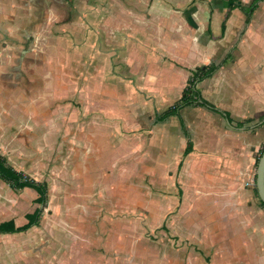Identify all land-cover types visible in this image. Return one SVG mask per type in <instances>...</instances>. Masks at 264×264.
<instances>
[{"label": "crops", "instance_id": "0c3cea01", "mask_svg": "<svg viewBox=\"0 0 264 264\" xmlns=\"http://www.w3.org/2000/svg\"><path fill=\"white\" fill-rule=\"evenodd\" d=\"M253 1L0 0V155L19 172L27 165L64 167L74 177L75 163L91 152V134L98 136L95 143L111 142L119 152L107 169L117 179L103 177L99 168L74 193L89 200L106 196L109 184L119 182L124 160L133 167L134 148L118 145L119 121L130 120L132 130L146 129L135 136L146 137L148 167L153 174L162 169L164 181L176 187L168 197L177 207L168 215L178 214L180 225L173 227L185 243L178 262L163 264H264V208L242 176L256 146L251 131L264 125V0L248 22L239 7ZM211 62L220 66L197 88L218 112L186 106L179 116L157 120L181 96L192 70ZM219 120L225 127H212L210 121ZM223 164L229 172L221 170ZM50 177L31 179L50 183ZM187 177L191 184L184 189ZM62 183L71 184L66 177ZM23 189L33 191L36 206L25 207L23 216L21 206H9L0 223L21 226L38 209L39 220L24 231L0 232L21 239L5 247L4 264H106L86 254L106 227L46 218L38 190H13ZM58 231L70 239L60 243ZM10 247L18 250L11 255Z\"/></svg>", "mask_w": 264, "mask_h": 264}, {"label": "rangeland", "instance_id": "374dc122", "mask_svg": "<svg viewBox=\"0 0 264 264\" xmlns=\"http://www.w3.org/2000/svg\"><path fill=\"white\" fill-rule=\"evenodd\" d=\"M1 95H3V90L0 87V101L2 102L1 99L4 95ZM142 99L146 101L145 97ZM5 104L7 108H11L8 101ZM2 106L0 104V111ZM75 106L81 107L82 104L76 102ZM119 122L123 136H121L122 142H119L118 145H122L123 148L128 147L130 150L133 147L134 150L130 154L134 156V159L132 161V169L125 166L127 160H124V168L122 167L121 169L122 176H120L119 182H113L108 186L107 191L110 194L107 193L106 196L95 195L97 198H90V200L82 198V195H79V197L75 196V193L81 190L80 183L82 181L96 178L94 170L101 168L103 177H108L109 180L117 179L115 171L108 173L107 169L111 166L113 159L118 157L119 152L117 149L109 147L111 142L108 145L104 144V142L98 145L99 137L92 134L90 136L91 152L86 153L85 160L80 159L75 163L76 176L73 177L68 174V171L64 167L51 171L50 166L38 168V166L27 165L24 169L25 171L21 170V173L23 176L29 178H38L39 175L44 177L54 175L52 177L54 178L53 181H50V183L45 182L46 186H48L46 203L40 202L42 208L44 207L43 213L49 215L46 218L54 214L57 219H62V223L65 225H72V221L74 220L75 225H81L80 223H83L82 225H91V228L87 226L90 229L99 226V224L106 227V231L99 238L100 243H94L95 245L89 249V252L86 250V254L104 259L106 264H163L164 261L169 260L176 263L179 260L178 252L180 247L185 243V237L180 234L179 228L177 231L173 227L175 226L177 229L178 224L180 225L178 214L172 217L168 215L171 210L177 207L178 201L168 197L175 194L176 187L171 185L173 191L170 189V183L166 180L164 181L162 169L156 167V173L153 174L154 169L148 167L145 151L146 137L140 136L137 138L135 136V132L146 131V129L143 127L139 131H134L132 130L134 126L130 120L123 119ZM140 122L144 126L148 123L146 121ZM210 122H213L212 127L218 129L225 127L224 123L220 120L215 124L214 121ZM251 124L253 123L246 124V126ZM0 128H3L1 122ZM251 134L255 135L256 146H251L252 160L250 164L246 162L245 156L241 160L242 163L246 162L243 165V184L246 189L250 190L253 200L257 201L258 205L264 208V206L260 205L257 194L254 191L257 162L264 144V125L252 130ZM220 138L226 137L223 133H220ZM253 147L257 150L254 151ZM61 153L63 152L60 151ZM60 158L61 155L58 159L61 160L62 158ZM128 159L132 160V157ZM88 170L91 173L87 172ZM221 170L229 172L230 167L223 164ZM70 173L73 172L70 171ZM97 176L100 175L97 174ZM218 176L219 174H216L215 177ZM64 177L71 184L65 185L62 183ZM212 179L214 178L212 177ZM184 180L186 181L182 182L181 186H185L184 189H186L187 185L191 184V182H188V177L184 178ZM67 193L68 197L63 195ZM33 195V191L29 189L15 191L9 184L0 179V219L8 217L6 214L3 216V213H5V209H8L9 206L14 209H19L21 206V209H19L20 216H23L26 209L32 210L36 206ZM89 195L87 193L86 197ZM25 207L27 208L25 209ZM85 209L91 210L93 213L95 212V216H87ZM193 209L192 206L189 207L188 213ZM181 219L183 220L182 217ZM195 219L196 217L193 216L192 221L195 222ZM261 223H264V220H261ZM57 225L59 230H63L60 224ZM58 236L59 238L64 237L61 240L59 239L60 243L67 242V238L70 237L61 231H58ZM20 242L21 239H18L17 236H0V264H4L2 253L6 250L5 247L11 243L14 245ZM10 249L13 250L11 255L14 251L18 250L17 247H10ZM174 251L177 254L174 255L172 253ZM169 255L172 258L168 257Z\"/></svg>", "mask_w": 264, "mask_h": 264}, {"label": "trees", "instance_id": "16d2710c", "mask_svg": "<svg viewBox=\"0 0 264 264\" xmlns=\"http://www.w3.org/2000/svg\"><path fill=\"white\" fill-rule=\"evenodd\" d=\"M260 0H254L248 7L240 6V9L244 11L246 14V22L249 21L252 13L257 8V3ZM220 66V64H216L211 62L207 65H201L192 70L191 75L187 81L186 87L182 90L181 96L170 105L165 111L161 112L157 116V120H164L170 116H179V112L182 108L186 106H208L212 110L218 112V109L210 104L208 101L201 97L200 91L197 88V84L205 78L210 77ZM264 122V118H262ZM191 146L188 144L186 149L184 150V154L189 152ZM264 148V144L260 152H262ZM0 178L3 179L6 183L10 185L13 189H21L25 186H33L35 187L40 196L38 201L43 204L46 203L47 200V186L45 183L37 182L29 177L23 176V174L19 171H16L12 166H10L6 159L0 155ZM255 193L256 189H254ZM258 196V195H257ZM261 205L264 204L260 201ZM40 210H36L32 214L27 215L28 222L21 226H15L13 220H9L6 222L0 223V232H20L28 229L31 225L36 224L39 220Z\"/></svg>", "mask_w": 264, "mask_h": 264}, {"label": "water", "instance_id": "95a60500", "mask_svg": "<svg viewBox=\"0 0 264 264\" xmlns=\"http://www.w3.org/2000/svg\"><path fill=\"white\" fill-rule=\"evenodd\" d=\"M255 189L259 200L264 204V148L257 162L255 173Z\"/></svg>", "mask_w": 264, "mask_h": 264}]
</instances>
